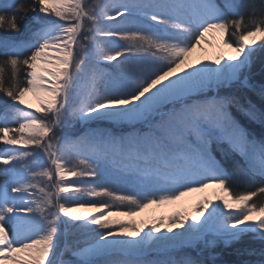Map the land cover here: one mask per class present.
Wrapping results in <instances>:
<instances>
[{"label": "snow or ice", "instance_id": "snow-or-ice-1", "mask_svg": "<svg viewBox=\"0 0 264 264\" xmlns=\"http://www.w3.org/2000/svg\"><path fill=\"white\" fill-rule=\"evenodd\" d=\"M0 7V94L11 102L0 113V264H215L221 244L249 233L264 241V138L235 121L234 98L219 94L233 82L249 86L241 77L264 50V0H225L223 8L216 0ZM22 26L29 38L13 39ZM209 34L217 52L211 63L194 64L192 53L204 51ZM257 94L264 99V86ZM244 111L264 125V110L249 103ZM73 124L85 129L58 135ZM214 144L225 146L220 155L232 157L245 190H232ZM120 180L151 191L142 197L109 187ZM210 188L218 202L202 197L191 217H168L162 234L164 217L143 235L142 227L111 219ZM61 225L83 238L65 244L69 262L56 258Z\"/></svg>", "mask_w": 264, "mask_h": 264}, {"label": "trees", "instance_id": "trees-1", "mask_svg": "<svg viewBox=\"0 0 264 264\" xmlns=\"http://www.w3.org/2000/svg\"><path fill=\"white\" fill-rule=\"evenodd\" d=\"M21 0H11V3H20ZM242 2V0H241ZM217 3L223 8L224 2L217 1ZM5 10L3 7H0V13H3ZM227 16H231V13L225 12ZM247 15V13H245ZM23 23H31V13L29 14L28 19ZM22 26V31L19 34H14L13 39L21 40L20 36L24 33ZM5 33L0 32V37L4 36ZM234 39V38H233ZM4 57L0 55V59ZM246 76H249V82L253 85L251 87H243L240 83L231 85L232 87L224 90L223 92L227 93V96L234 98L235 103L232 104L228 111L231 117L237 121L242 127L247 129L256 139L264 138V125L259 123H255L251 121L248 116L245 114L244 109H246L251 103L254 105L258 110H264V99H262L257 93L259 89L264 86V50L258 51L257 54L253 57L251 67L248 69ZM5 103H11L7 101V98L0 94V113L3 111V105ZM15 126V125H12ZM106 126V125H102ZM2 144H0V148ZM221 147L225 146H217L213 147L215 152L214 154L217 156L218 159H221L224 162V166L226 167L229 175L230 180L229 184L233 191H243L245 190L244 183L238 178L236 174V170L231 163L232 157H228L227 161L224 160V157L220 155ZM238 159V158H237ZM3 171V165H0V172ZM253 202H259L258 198H254ZM250 239V240H249ZM253 239V240H252ZM258 238H254L253 234H246L242 236L239 241L233 244L232 247L225 249L224 254L222 257L216 258L215 260L220 264H243L238 262L237 258L233 257L232 254H236L242 249V246H247L248 249L257 250L259 252H264V241L257 240ZM238 246V247H236ZM238 248V249H237ZM238 250V251H237ZM215 252V251H214ZM227 252V253H226ZM229 254V255H228ZM208 254L205 253L203 256H207ZM67 256V255H66Z\"/></svg>", "mask_w": 264, "mask_h": 264}, {"label": "rangeland", "instance_id": "rangeland-1", "mask_svg": "<svg viewBox=\"0 0 264 264\" xmlns=\"http://www.w3.org/2000/svg\"><path fill=\"white\" fill-rule=\"evenodd\" d=\"M218 0H216L217 2ZM219 1H222V2H225V0H219ZM89 3H92L93 0H88ZM5 3H11V0H0V5H3ZM30 36V33L25 31L21 36H20V39L21 40H27ZM122 59V58H121ZM113 64H115L116 62H112ZM106 67V70L110 71V72H114L116 71V69H114L113 67L109 66V65H105ZM123 67V66H122ZM247 70H245V72L243 73V76L241 77V81H243V78L246 76L247 74ZM247 79H248V85L249 86H245L242 82H233L232 86L235 85V84H238L240 83L241 86L243 87H251L253 84L251 82H249V76H246ZM232 86H229L227 88H222L219 90V94L221 96H227V93L223 92L224 90H227L228 88L232 87ZM215 95V93H213ZM211 98V97H209ZM3 113V111H1ZM230 114V113H229ZM37 115H39V113H37ZM102 125H106V126H102ZM101 127L103 128H107L108 131H113V129L107 125V124H102ZM16 126V125H15ZM95 125H93L94 127ZM146 127V126H145ZM85 129V126L84 125H80V124H73L71 126H65L61 131H58V135L60 134H63V135H66V136H71L72 138H75L76 135H79L82 133V131ZM139 130V129H137ZM118 131V129H117ZM218 145H213V147H217ZM5 147L4 145H2L1 148ZM70 159V164L69 166H72V164L75 163V158H69ZM5 166H3V169H4ZM76 178L74 177H69L67 179V182L68 183H71L73 180H75ZM87 179V178H86ZM103 182V181H102ZM109 187H112L114 189H118L119 191H122V192H130V193H133V194H137V195H140V196H144L146 195L147 193H149L151 190L150 189H146V188H142L138 185H136L135 183L133 182H130V181H127V180H120V181H117L115 183H111L109 184ZM98 198H94V197H90V196H80L79 197V200L80 201H93V200H96ZM176 214V213H175ZM174 215V214H172ZM170 215V216H172ZM169 216V217H170ZM61 219H66L65 217L61 216ZM111 219H115V220H119L121 223L123 224H133L134 226L137 227V223L134 219V217H125V216H119V217H112ZM72 231H75V230H72ZM250 234V233H249ZM245 236V235H244ZM83 238L79 235V234H76V235H73L71 234V232L67 235L64 234V228H63V225H61V235L60 237L58 238V241H57V256L56 258L57 259H62L66 262H69V261H72L74 258L71 256V254L69 252H66L64 251L65 249V244H69V245H72V246H75L76 242L78 240H82ZM250 240V239H249ZM253 240V239H252ZM258 240V239H257ZM236 243V242H235ZM233 243V244H235ZM233 244L230 246L232 247ZM230 247H224L222 244L219 245L214 251H215V257L218 259L219 257H222V255L224 254V250L227 249V248H230ZM238 247V246H236ZM243 248L240 249V251L236 254H232L233 257L239 259L237 260L238 262H241L243 264H258V262L261 260V256H260V253L262 252H259L257 250H251V249H248L247 246H242ZM238 249V248H237ZM238 251V250H237ZM63 252V255L61 256L60 254ZM255 253V254H252V253ZM227 253V252H226ZM67 255V256H66ZM229 255V254H228ZM156 257L154 256H149L148 259L149 260H152V259H155ZM201 258L203 259H210L209 256H202ZM215 264H220L219 262H217L215 260Z\"/></svg>", "mask_w": 264, "mask_h": 264}, {"label": "bare ground", "instance_id": "bare-ground-1", "mask_svg": "<svg viewBox=\"0 0 264 264\" xmlns=\"http://www.w3.org/2000/svg\"><path fill=\"white\" fill-rule=\"evenodd\" d=\"M206 39L209 41V44H202L201 47L204 49V51H200L198 49L192 53L191 60L194 64H196L197 61H202L203 63H211V60L213 59L214 55L217 52V49L215 47L217 43L216 39L211 34H209L206 37ZM221 51H223L225 55L229 54L228 50H221ZM25 101L26 103L32 105V110L34 111L36 107L35 98L32 97L31 95H27L25 97ZM217 191H218L217 189L210 188L202 193H192L190 195H187L183 197L180 201H177L172 204H165L160 206L153 205L144 209L137 216H134V219L137 223V227L143 228L141 235H143L144 232H147L151 228L153 222L158 221L161 217L165 218V223L160 226V233L162 234L167 232V228H168L167 218L170 215L178 212H183L188 214L189 217H191V215L193 214L192 209L195 207L197 201L200 200L202 197L207 196L209 199L213 201V203L218 202L216 201V197L212 195L213 192H217ZM92 214H93L92 211L82 212V215H84L85 217H90ZM202 219L203 217H201V220ZM189 222H191V220H189ZM173 231H177V229H173ZM180 231H182V229H180Z\"/></svg>", "mask_w": 264, "mask_h": 264}]
</instances>
